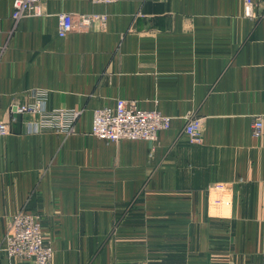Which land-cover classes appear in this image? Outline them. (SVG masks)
<instances>
[{
    "label": "crops",
    "instance_id": "1",
    "mask_svg": "<svg viewBox=\"0 0 264 264\" xmlns=\"http://www.w3.org/2000/svg\"><path fill=\"white\" fill-rule=\"evenodd\" d=\"M0 0V119L37 93L81 110L75 131L0 135V264L10 219L37 212L52 264H264V0ZM106 22L59 31V15ZM119 97L172 117L155 140L106 141L93 111ZM202 121V141L184 131ZM224 184L223 188L216 187Z\"/></svg>",
    "mask_w": 264,
    "mask_h": 264
},
{
    "label": "built area",
    "instance_id": "2",
    "mask_svg": "<svg viewBox=\"0 0 264 264\" xmlns=\"http://www.w3.org/2000/svg\"><path fill=\"white\" fill-rule=\"evenodd\" d=\"M93 2L111 3L118 0H91ZM257 0H244V9L247 15H252ZM44 13L41 0H12L11 17L15 24L26 14L40 16ZM59 31L66 34L74 27L84 28L93 21L106 22L107 16L98 13L71 12L59 15ZM2 35V20L0 18V47ZM30 113L36 120L28 122L29 130L52 128L59 132L70 133L75 131L76 121L81 110L69 107H46V97L37 93L32 102L16 104L11 108L8 119H0V135L10 131L11 123L16 121L19 114ZM172 117L157 109L148 110L141 106L138 100L119 97L112 105L97 107L93 111L90 133L106 141L121 139L155 140L161 130L168 129ZM264 122L261 116H256L252 123V132L260 136ZM184 131L192 142L202 141V121L200 117L190 116ZM216 187L223 188L224 184L217 183ZM1 249L9 257H17L34 264H52L54 249L47 242L43 231L42 217L37 212L20 210L7 224Z\"/></svg>",
    "mask_w": 264,
    "mask_h": 264
},
{
    "label": "bare ground",
    "instance_id": "3",
    "mask_svg": "<svg viewBox=\"0 0 264 264\" xmlns=\"http://www.w3.org/2000/svg\"><path fill=\"white\" fill-rule=\"evenodd\" d=\"M254 13V12H253ZM253 15V14H252ZM146 109V108H145ZM148 110H153V109H148ZM158 110V109H157ZM160 111V110H159ZM3 135V134H2Z\"/></svg>",
    "mask_w": 264,
    "mask_h": 264
}]
</instances>
